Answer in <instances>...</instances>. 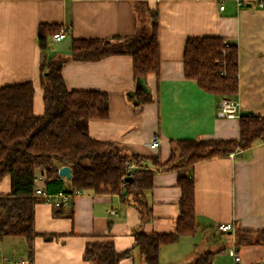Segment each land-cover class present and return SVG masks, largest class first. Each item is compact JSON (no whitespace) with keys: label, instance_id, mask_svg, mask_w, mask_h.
<instances>
[{"label":"crops","instance_id":"1","mask_svg":"<svg viewBox=\"0 0 264 264\" xmlns=\"http://www.w3.org/2000/svg\"><path fill=\"white\" fill-rule=\"evenodd\" d=\"M158 19L161 68L158 74L135 78L130 54H111L97 60L69 59L62 66L70 90H103L110 96L109 115L89 122L90 135L115 141L143 157L169 159L172 141L180 139H236L243 113L264 114V8L238 0H146ZM221 4L224 8L221 9ZM250 4V5H249ZM135 0H0V88L33 82L35 112L44 111L41 86L42 51L38 43L41 24L68 28L58 42L50 38L48 55L70 52L73 38H124L134 34L138 19ZM193 36H219L239 49V92L236 117H218L221 96L202 89L185 76L184 49ZM152 100L136 106L138 92ZM157 135L160 145L147 142ZM195 178V210L198 230L163 244L161 264H198L208 252L211 264H234L228 250L236 246L240 264H264V242H240L245 231L251 240L263 239L264 140L247 150L199 161L189 167ZM42 177H41V176ZM36 184H44L39 172ZM69 184L71 178L64 177ZM176 169L156 170L153 187L145 191L152 207L142 217L132 201L117 193L82 191L72 205L56 207L37 202L34 226L38 233L32 247L21 236L0 241V264L30 259L33 264H101L86 261L83 252L90 241H113L118 251L130 249L120 264H143L135 247V232L169 233L176 230L181 188ZM11 191V177L0 180V194ZM113 209L114 213L109 210ZM221 222L234 229L222 232ZM45 235L53 237L45 238ZM31 254L32 257L30 256ZM11 260L10 263L8 260Z\"/></svg>","mask_w":264,"mask_h":264},{"label":"trees","instance_id":"2","mask_svg":"<svg viewBox=\"0 0 264 264\" xmlns=\"http://www.w3.org/2000/svg\"><path fill=\"white\" fill-rule=\"evenodd\" d=\"M138 24L134 34L120 38H73L70 56H49L51 36L62 26L41 24L38 43L42 51L41 86L44 111L35 112L36 88L33 82L5 85L0 88V180L9 174L11 191L0 194V241L7 236H21L30 247L38 233L34 226V206L41 202L35 196L36 178L45 176L43 187L50 192L82 190L95 193H117L124 201H132L142 217H149L152 207L145 200V191L153 187L156 170L176 169L181 188L180 214L176 230L169 233L136 231L143 264H161L163 244L198 230L195 210V178L189 167L213 157L227 156L247 150L257 140H264V114L243 113L239 118L236 139H180L172 141L169 159L133 154L115 141L93 138L89 122L109 115L110 96L103 90H70L65 84L62 66L69 59L97 60L111 54L133 57L135 78L158 74L161 68L158 19L146 0H135ZM254 5V4H253ZM219 36L189 37L184 49L185 76L195 79L205 91L233 97L239 92V49L236 43ZM152 100L151 94L138 92L136 106ZM135 159L138 168L128 172ZM71 167L68 184L59 174L60 167ZM245 231L238 233L240 242L251 240ZM264 237V230L259 232ZM53 237L45 235V238ZM130 249L118 251L113 241H90L83 258L101 264H120L131 256ZM215 253H205L198 264H211ZM33 254L30 256L32 257Z\"/></svg>","mask_w":264,"mask_h":264},{"label":"built area","instance_id":"3","mask_svg":"<svg viewBox=\"0 0 264 264\" xmlns=\"http://www.w3.org/2000/svg\"><path fill=\"white\" fill-rule=\"evenodd\" d=\"M249 2L250 4H254L260 8H264V0H238L239 4H244L245 2ZM224 8V5L221 4V9ZM68 34V28L62 26L59 31L55 32L51 39L53 42H58L63 40ZM226 45H229L228 40L225 41ZM238 114V105L237 102L233 100L230 96H221L217 116L218 117H236ZM160 138L155 135L153 136L148 142V146L151 149H155L160 145ZM135 168H138L137 162L135 159H131L127 166L128 172H131ZM41 176V175H40ZM42 177V176H41ZM39 179L37 176L36 181ZM82 190L68 192L65 190H60L57 192H50L46 190L42 185L36 184L34 189L35 196L41 198L42 202L50 203L56 207H64V206H71L72 205V197L76 194H80ZM110 213H114V210H109ZM218 229L222 232H229L234 229V224L232 222H221L218 224ZM229 255L233 257L234 264H240L241 262V255L236 246H232L228 250ZM7 259V258H6ZM8 260V259H7ZM10 263L11 260H8ZM16 264H33V261L30 259H22Z\"/></svg>","mask_w":264,"mask_h":264},{"label":"water","instance_id":"4","mask_svg":"<svg viewBox=\"0 0 264 264\" xmlns=\"http://www.w3.org/2000/svg\"><path fill=\"white\" fill-rule=\"evenodd\" d=\"M250 5V4H249ZM59 174L63 177H66V178H71L72 176V170H71V167L68 166V165H64L62 167H60L59 169Z\"/></svg>","mask_w":264,"mask_h":264},{"label":"rangeland","instance_id":"5","mask_svg":"<svg viewBox=\"0 0 264 264\" xmlns=\"http://www.w3.org/2000/svg\"><path fill=\"white\" fill-rule=\"evenodd\" d=\"M69 54H71V53L68 52L67 54H63V55H66V56L69 57V56H70ZM227 261H228V260H224V259H221V260H220V262L223 263V264L226 263Z\"/></svg>","mask_w":264,"mask_h":264},{"label":"bare ground","instance_id":"6","mask_svg":"<svg viewBox=\"0 0 264 264\" xmlns=\"http://www.w3.org/2000/svg\"><path fill=\"white\" fill-rule=\"evenodd\" d=\"M64 190V189H63Z\"/></svg>","mask_w":264,"mask_h":264}]
</instances>
